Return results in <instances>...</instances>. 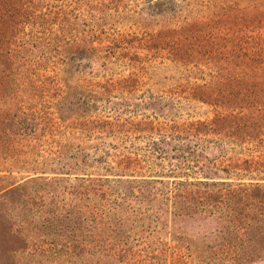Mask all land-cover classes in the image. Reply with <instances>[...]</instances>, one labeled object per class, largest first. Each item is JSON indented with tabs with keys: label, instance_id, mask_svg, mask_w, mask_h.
Listing matches in <instances>:
<instances>
[{
	"label": "rangeland",
	"instance_id": "rangeland-1",
	"mask_svg": "<svg viewBox=\"0 0 264 264\" xmlns=\"http://www.w3.org/2000/svg\"><path fill=\"white\" fill-rule=\"evenodd\" d=\"M256 42L264 0H0V264H264V110L204 87Z\"/></svg>",
	"mask_w": 264,
	"mask_h": 264
},
{
	"label": "trees",
	"instance_id": "trees-1",
	"mask_svg": "<svg viewBox=\"0 0 264 264\" xmlns=\"http://www.w3.org/2000/svg\"><path fill=\"white\" fill-rule=\"evenodd\" d=\"M188 37L189 40H198L193 34ZM254 44V46L244 49L246 50L244 52L235 47L226 49V45L208 51L209 63H213L216 75L213 76L215 81L204 87L208 90L210 98L212 97L213 105L220 104L222 106L223 103H230L234 109L240 111L244 108H252L258 112L264 110V43L256 42ZM198 46L197 43H188L186 52H197ZM94 51V48H91V56L88 57V61L94 58L92 55ZM198 52L200 53V51ZM190 56L191 53L187 55L188 58ZM139 183L147 184V181ZM249 187L254 190L261 189L259 185L249 184ZM176 197L177 195L173 196L174 199ZM168 200L170 201V198ZM108 212L110 211L106 209L105 212L95 211L93 214L103 219L108 216ZM127 236L122 227L110 229L108 235L110 241L106 246L109 253L113 252V255L119 253L126 263H130V260L127 259L130 253V250L126 248Z\"/></svg>",
	"mask_w": 264,
	"mask_h": 264
}]
</instances>
